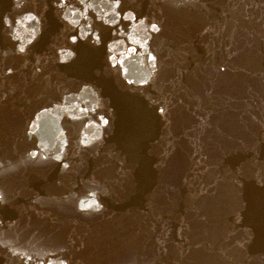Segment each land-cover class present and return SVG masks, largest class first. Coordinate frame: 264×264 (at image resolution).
I'll use <instances>...</instances> for the list:
<instances>
[{
	"label": "snow or ice",
	"instance_id": "1",
	"mask_svg": "<svg viewBox=\"0 0 264 264\" xmlns=\"http://www.w3.org/2000/svg\"><path fill=\"white\" fill-rule=\"evenodd\" d=\"M83 207H91V205H82Z\"/></svg>",
	"mask_w": 264,
	"mask_h": 264
}]
</instances>
